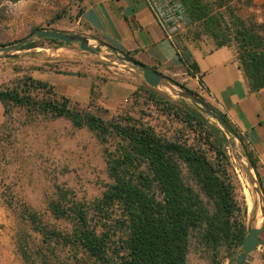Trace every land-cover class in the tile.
<instances>
[{"label":"trees","instance_id":"obj_1","mask_svg":"<svg viewBox=\"0 0 264 264\" xmlns=\"http://www.w3.org/2000/svg\"><path fill=\"white\" fill-rule=\"evenodd\" d=\"M148 1L167 30L182 22L186 27L194 26L196 34L209 36L215 47L234 45L233 53L249 90L264 88V22L241 17L233 0ZM39 41L69 44L45 37L17 49L33 48ZM172 44L187 74L196 77L203 87L199 64L185 36H173ZM116 50L134 58L129 51ZM149 68L194 93L155 67ZM94 95L91 89V100L82 106L31 75L0 86L5 115L13 106L24 107L29 114L48 119L64 117L75 128H87L103 145L110 180L94 201L93 210L98 217L95 222L88 205L75 200L70 189L59 185L48 200L47 209L54 218L69 220V229L49 226L27 206L17 208L39 236L32 251L22 243L19 245L22 264H187L191 247L205 253L212 264H219L221 259L241 250L247 234V205L245 197L239 194L238 178L225 149L229 133L197 108L181 99L173 100L146 83L137 84L131 95L133 100L143 98L164 107L167 114L189 126L206 149L195 142L159 133L128 111L104 119L90 110ZM211 108L229 122L243 142L264 191L257 159L246 135L226 113ZM111 138L115 140L113 144ZM7 203L13 204L11 195ZM260 238L264 241V228Z\"/></svg>","mask_w":264,"mask_h":264},{"label":"rangeland","instance_id":"obj_2","mask_svg":"<svg viewBox=\"0 0 264 264\" xmlns=\"http://www.w3.org/2000/svg\"><path fill=\"white\" fill-rule=\"evenodd\" d=\"M233 3L237 5L238 14L241 17L264 22V0H233ZM80 9V0H0V46L15 43L38 29H52L88 37V33L91 32L84 31L85 28L77 22ZM56 14L59 16L55 17ZM169 33L171 37L184 35L185 41L193 45L212 41L206 34H196L194 26L186 27L182 22H177L170 27ZM91 43L95 41L91 40ZM230 48L234 52V45ZM50 59H55L49 63L56 70L64 68L79 73L93 71L97 73L96 77L101 79L116 77L117 79H133L137 81V84L145 83L140 69L120 60L107 47L91 51L82 50L77 42L59 46L55 43L39 41L33 48L0 50V86L11 85L16 79L30 75L33 67L42 68L43 64H49L47 60ZM169 76L192 90L193 94L202 101L222 111L202 91L203 87L199 85L197 79L191 76L186 78ZM174 85L179 90H185ZM157 89L173 100L181 99L197 108L190 101L174 96L165 89ZM93 101L94 105L90 107V110L104 119H110L113 115L128 111L135 117L150 123L159 133L177 136L186 141L195 142L202 148L206 147L203 140L189 126L175 119L172 114H167L161 105L157 107L143 98L135 102L132 96L115 109L105 108L97 104L95 100ZM8 113L4 114L1 105L0 264H22L19 245L22 243L24 247L32 251L39 236L16 211L17 208L27 206L36 211L43 222L49 226L69 229L71 227L69 220L56 219L47 209V202L54 196L56 185H59L70 189V196L75 200L88 205L89 215L93 216V222H95L98 217L93 210L94 201L101 195L110 180L106 171L103 145L87 128H75L64 117L48 119L41 115L29 114L24 107L13 106ZM204 115L219 125L216 120ZM4 122L5 125H1ZM239 130L246 135V142L248 141V146L258 161L257 150L251 141L250 133L241 128ZM227 137L229 142L225 145V149L238 178L239 194L245 197L244 188L248 176L244 149L235 138H230L229 134ZM114 142L115 140L111 138L110 143ZM207 152L208 155L213 156L211 151L207 150ZM257 170L264 185V162L257 163ZM255 177L259 182L256 174ZM10 195L13 199L12 205L7 203ZM256 213L261 220L257 226H261L263 218L259 207L254 210V197H252V204L249 207L247 205L244 218L247 229L256 226L254 224ZM239 251L237 250L231 257L221 259L219 264H235ZM65 261L68 262L66 257ZM187 264L212 263L205 253L191 247ZM247 264H264V241H261L248 254Z\"/></svg>","mask_w":264,"mask_h":264},{"label":"crops","instance_id":"obj_3","mask_svg":"<svg viewBox=\"0 0 264 264\" xmlns=\"http://www.w3.org/2000/svg\"><path fill=\"white\" fill-rule=\"evenodd\" d=\"M80 7L77 22L84 31L91 32L88 33L91 39L129 51L145 66L155 67L164 74L189 76L175 52L171 33L155 15L148 0H81ZM186 44L199 64L204 82L202 91L236 126L250 133L257 150V163H263L264 123L259 121L264 120V88L249 90L230 47H215L212 41ZM50 65L33 67L30 75L51 84L57 93L81 105L89 103L93 89L97 104L115 109L131 97L137 86L133 79H101L93 71L56 70Z\"/></svg>","mask_w":264,"mask_h":264},{"label":"water","instance_id":"obj_4","mask_svg":"<svg viewBox=\"0 0 264 264\" xmlns=\"http://www.w3.org/2000/svg\"><path fill=\"white\" fill-rule=\"evenodd\" d=\"M55 38L58 40H62L65 44L71 43V42H77L79 44V47L82 50H99L101 47H107L109 48L112 53H114L120 60L130 63L131 65L135 66L136 68L140 69L142 72V77L145 83L151 87L159 88V89H165L169 93H171L174 96H178L182 99H186L190 101L194 106H196L203 114H206L210 118H213L218 122L221 128L225 129L233 138H235L237 141H239L244 149V156L246 159V172L248 173L251 181L257 182L258 190L260 192V214L263 218V222L261 226H254L249 227L247 229V234L245 235L242 244H241V250L239 251L238 255L235 258V264H247V256L248 254L253 251L260 243V232L264 228V191L262 188V185L257 181L255 177V171L252 166V162L245 151V147L237 133L234 131L232 126L229 124L227 120H225L224 117H222L220 114L215 112L209 105H207L204 101L199 99L196 95H194L191 92L185 91V90H179L175 87L173 83H171L163 74L158 73L157 71L145 66L140 61L123 55L119 53L115 47L112 45L100 41L97 39H91L87 36H81L79 34L74 33H64L58 30H52V29H38L36 31H33L15 43H11L9 45H2L0 46V50L6 51L11 49H16L19 46L25 44L28 41H34L36 39L40 38ZM91 40H94L95 43H91ZM257 208H254V210Z\"/></svg>","mask_w":264,"mask_h":264},{"label":"bare ground","instance_id":"obj_5","mask_svg":"<svg viewBox=\"0 0 264 264\" xmlns=\"http://www.w3.org/2000/svg\"><path fill=\"white\" fill-rule=\"evenodd\" d=\"M247 173V172H246ZM248 181L246 182V186L244 188V193H245V199H246V204L248 207L252 204V197H254V208L260 206L261 200H260V192L258 190L257 182L251 181L248 173ZM253 195V196H252ZM257 214V213H256ZM260 216L257 214L254 219V224L257 226L260 223Z\"/></svg>","mask_w":264,"mask_h":264},{"label":"built area","instance_id":"obj_6","mask_svg":"<svg viewBox=\"0 0 264 264\" xmlns=\"http://www.w3.org/2000/svg\"><path fill=\"white\" fill-rule=\"evenodd\" d=\"M166 1H169V0H166Z\"/></svg>","mask_w":264,"mask_h":264}]
</instances>
